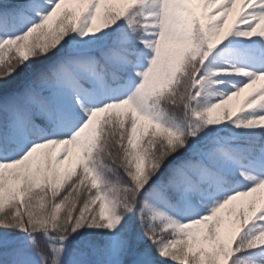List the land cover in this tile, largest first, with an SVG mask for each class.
<instances>
[{"label": "snow or ice", "instance_id": "obj_1", "mask_svg": "<svg viewBox=\"0 0 264 264\" xmlns=\"http://www.w3.org/2000/svg\"><path fill=\"white\" fill-rule=\"evenodd\" d=\"M0 264H264V0H0Z\"/></svg>", "mask_w": 264, "mask_h": 264}, {"label": "rangeland", "instance_id": "obj_2", "mask_svg": "<svg viewBox=\"0 0 264 264\" xmlns=\"http://www.w3.org/2000/svg\"><path fill=\"white\" fill-rule=\"evenodd\" d=\"M238 9H239V5H237L236 10H234V11L230 14V16H229V20H228V24L226 25V27L231 26V24L233 23V21H234L235 18H236V11H238ZM250 90H251V89H249V91H250ZM249 91H248V92H249ZM248 92H246V94H244L243 96H241V98H240V97L234 98V100L230 102V105H231V107L233 108V110H235V108L238 107L239 102L242 101V100L244 99V97L247 95ZM150 138H151V133L149 132V134L146 135V136L144 137V142L147 143V140L150 139Z\"/></svg>", "mask_w": 264, "mask_h": 264}, {"label": "bare ground", "instance_id": "obj_3", "mask_svg": "<svg viewBox=\"0 0 264 264\" xmlns=\"http://www.w3.org/2000/svg\"><path fill=\"white\" fill-rule=\"evenodd\" d=\"M248 91H249V89H246L245 92L244 93H241L239 97L241 98V96H243L244 94H246V92H248ZM74 155H75V153H74Z\"/></svg>", "mask_w": 264, "mask_h": 264}]
</instances>
